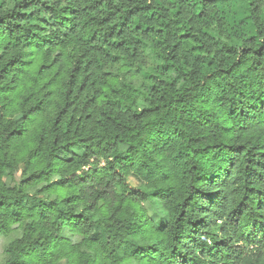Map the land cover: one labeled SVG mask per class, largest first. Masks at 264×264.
<instances>
[{
  "label": "trees",
  "instance_id": "1",
  "mask_svg": "<svg viewBox=\"0 0 264 264\" xmlns=\"http://www.w3.org/2000/svg\"><path fill=\"white\" fill-rule=\"evenodd\" d=\"M62 262L264 264V0H0V264Z\"/></svg>",
  "mask_w": 264,
  "mask_h": 264
},
{
  "label": "rangeland",
  "instance_id": "2",
  "mask_svg": "<svg viewBox=\"0 0 264 264\" xmlns=\"http://www.w3.org/2000/svg\"><path fill=\"white\" fill-rule=\"evenodd\" d=\"M125 69H123L122 71H124ZM132 74H133V72H132V70L130 71ZM17 176H18V173H17ZM4 181H5V183L6 184H9L10 183V179L9 178H4ZM131 182V185L132 184H134V181L132 180V181H130ZM145 207H146V204H145ZM154 211L149 207V206H147L146 207V210H147V213L149 214V215H152V213H154V212H157V214L158 215H161L162 214V212H161V210H160V206H159V204H154ZM63 235H65V236H67V237H69L70 238V240H72L73 242H79L80 241V239H81V237L80 236H78V235H74V234H71V233H68V231H63ZM61 264H64L63 262L61 263Z\"/></svg>",
  "mask_w": 264,
  "mask_h": 264
}]
</instances>
